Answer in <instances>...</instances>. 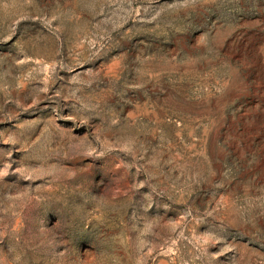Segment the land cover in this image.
Instances as JSON below:
<instances>
[{"label": "rangeland", "instance_id": "obj_1", "mask_svg": "<svg viewBox=\"0 0 264 264\" xmlns=\"http://www.w3.org/2000/svg\"><path fill=\"white\" fill-rule=\"evenodd\" d=\"M0 264H264V0H0Z\"/></svg>", "mask_w": 264, "mask_h": 264}]
</instances>
